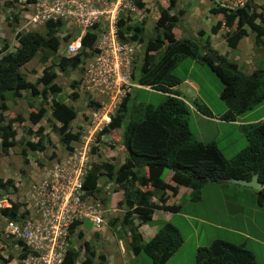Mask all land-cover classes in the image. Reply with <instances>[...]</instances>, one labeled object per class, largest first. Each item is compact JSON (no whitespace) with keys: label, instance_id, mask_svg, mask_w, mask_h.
<instances>
[{"label":"trees","instance_id":"obj_1","mask_svg":"<svg viewBox=\"0 0 264 264\" xmlns=\"http://www.w3.org/2000/svg\"><path fill=\"white\" fill-rule=\"evenodd\" d=\"M141 6L140 1L136 2ZM176 0H168L167 6L157 5L158 16L155 20V29H160L154 38L144 40L141 37L142 23L127 24L121 18L116 21L117 37L121 41H144L143 58L136 81L140 85L148 86L151 90L163 93V99L152 105L136 101L135 96L128 93L120 102L110 122L100 130L103 135L110 130L120 129V141L125 150L122 163L114 170L106 162L91 163L83 188L89 192H97L100 171H105L107 181L112 180L114 188H121L122 197L111 206L122 209L121 224L128 227L127 246L133 256L143 253L151 260L152 264H164L182 243L178 229L170 222L161 223L153 236L144 241L139 233L140 224L152 220L155 209L174 213L179 211V204H166V191L174 196L179 186L190 188L189 199L196 201L200 198V189L207 183L218 187L226 193L228 180H249L253 174L261 183L260 189L255 191V203L260 206L264 203V119L240 126V131L246 139L243 148L236 151L229 158H225L214 141L201 142L195 139L189 127L188 105L179 97L175 85L181 82L172 73L176 64L188 58L206 64L221 82L219 99L224 103L226 110L220 115L224 121L234 120L237 116L250 111L255 106L264 102V73L256 68L252 60L248 67H253L245 73L236 62L227 61L214 51L208 42L201 44L188 35L174 37L172 29L182 19L184 9L173 11ZM257 6L252 0H244L240 6L229 9L213 3L208 12L214 15L216 21L210 26V33L215 34L221 27L227 28L223 37L228 48H235L238 41L247 35V29L253 33L254 44H264V11H256ZM45 32L23 31L15 33L16 45L9 50L7 44L0 47V150L6 151L18 142L14 139L15 130L13 121L20 122L21 117L5 118L2 112L6 109V93L9 97L17 98L20 92L27 90L30 96H39L41 101L47 99L45 89L37 85H49L51 73L44 68L41 75L34 82L26 80L19 69L29 62L40 49L55 52L59 45L56 35L61 27L60 21L47 20L44 22ZM95 40L94 34L86 32L81 37V50L72 56L61 55L57 66L64 69L68 64L76 66L80 55L85 56L84 49L92 47ZM153 52H157L154 55ZM215 56L217 60H213ZM72 83L71 85H73ZM51 87L56 89L55 83ZM72 98L75 92L70 94ZM8 97V96H7ZM49 114L58 126L54 127L60 142L68 147L70 140H75L77 134L70 131V123L75 117L76 110L72 105L61 100L50 98ZM196 110L204 115H210L208 108L201 104L193 103ZM46 110L40 105L37 110L28 114L32 124L44 116ZM42 126L38 125L34 134L36 142L26 141L30 150H41L43 145L39 142ZM94 149V148H92ZM23 151V150H21ZM24 161H26L24 159ZM164 170L170 172L169 181L163 179ZM115 177V178H114ZM11 186L9 179L0 178V189L6 190ZM155 197V201L151 200ZM9 206H0V216L6 219H16L22 202L6 199ZM102 203H104L102 201ZM110 206V204H109ZM110 206V207H111ZM136 221L138 230L132 222ZM109 225L116 224V218L108 219ZM88 223H84L87 225ZM82 236L81 231L77 233ZM80 251L83 258L79 264H105L106 257L103 253L95 257L93 248L87 240L78 243L76 250L68 248L61 264H75ZM193 264H258L253 254L243 245L229 243L221 239H214L206 246L195 248ZM11 256L2 259L5 264Z\"/></svg>","mask_w":264,"mask_h":264},{"label":"rangeland","instance_id":"obj_2","mask_svg":"<svg viewBox=\"0 0 264 264\" xmlns=\"http://www.w3.org/2000/svg\"><path fill=\"white\" fill-rule=\"evenodd\" d=\"M44 0H0V47L7 44L9 50L13 49L16 45L15 33L23 31H36L40 34H44V23L39 22V16L42 10L41 3ZM51 1V0H48ZM142 5H135L136 10L125 11L126 17L125 23L137 24L142 23L141 37L144 40L154 38L156 33H160V29H155V20L157 18V5L166 7L168 0H140ZM233 4L237 1L243 0H176L173 11L177 9H184L183 17L179 23L171 30L174 37L179 35H188L190 38H194L201 44L208 42V45L216 51L220 56H223L227 61H236L238 66L243 65L245 62L252 60L256 68L262 69L264 73V44H254L253 34L244 36L240 43L233 49L228 48L224 43V36L227 34V28L221 26L215 34L210 33V26L216 21V17L208 12V8L213 3ZM260 5L257 6L256 11H264V0H255ZM233 6V5H230ZM197 8V9H196ZM228 8V7H225ZM234 8V6L232 7ZM230 9V8H229ZM195 23H192V22ZM73 27L63 28V26L57 29L56 35L59 38V45L55 52L48 49H40L36 55L22 67L19 71L22 76L30 81L34 82L44 70L48 67V71L51 73V82L57 86L54 90L49 85L43 86L37 85L39 89H45L47 92V99L43 102L39 96H30L27 90L20 92V96L17 98L9 97L10 93H6L5 107L2 112L5 118H15L20 116L21 121H13L12 126L15 130L14 139L18 142L13 147L6 151L0 150V178L9 179L11 186H7L6 190L0 189V206H4L6 199H13L16 202H20L21 193L24 190L25 195L27 190L25 187L36 177L43 168H46L50 162L70 151L77 146L84 144L83 140H80L79 135L84 134L91 135V162L111 164L114 170L122 163L125 150L120 141V129L110 130L105 134H99L92 131V128L86 126L87 116L92 108L96 107V101L90 97V93L87 87L84 85V77L82 71V59L80 56L78 64L76 66L67 65L64 69H60L57 66L59 56H63L65 44L73 39V32L76 30ZM70 32V33H69ZM264 42V35L261 37ZM141 46L136 49V57L134 59L132 77L136 81L139 76V68L143 58V42L138 41ZM81 50V48H80ZM79 50V52H80ZM78 52V53H79ZM157 55V52H153ZM66 56V55H65ZM72 56V55H67ZM172 73L182 78L186 76V80L175 85V89L180 95L187 100L191 105L195 102L206 106L212 113L213 118L216 113H219L220 109L225 107L224 103L219 99V91L221 89V82L218 77L210 70V68L203 63L193 61L188 58L180 60L176 66L172 69ZM184 76V77H185ZM74 83L73 85H71ZM149 88V87H147ZM150 89V88H149ZM75 92L76 96L72 98L70 94ZM130 97L135 96L136 101H142L157 105L163 99V93L159 91H151L145 89H132L129 93ZM8 96V97H7ZM50 98L61 100L68 105H72L76 110L75 119L70 123V131L77 134L75 140H70L68 147L63 146L54 131V127L58 124L49 114ZM203 103V104H202ZM42 105L46 112L44 116L36 124H32L28 119L30 112L34 113L37 108ZM253 109V108H252ZM263 107H259L257 112H261ZM190 115L193 118L197 115L195 111L190 108ZM250 115L245 117L249 118ZM194 125L191 120L189 121V127L192 131V135H195V129L202 134L205 139H211L215 141L217 148L225 158H229L233 153L243 148L246 144V139L242 135L241 131L234 125H222L216 121L211 123L205 119H199L194 121ZM42 126V132L39 142L43 145L41 150H30L26 145V141L36 142L37 136L34 134L37 126ZM54 126V127H53ZM195 127V128H194ZM86 129V131H85ZM202 137H200L202 139ZM94 148V149H92ZM23 150V151H21ZM24 159L26 161H24ZM169 171L164 170L162 176H165ZM169 176H167L168 178ZM115 178V177H114ZM166 178V179H167ZM169 181V178H168ZM227 188L235 189L226 193H222L220 189L213 184L207 183L200 189L201 201H192L189 199V194L186 192V187L180 188L173 196L172 202L179 204V211L170 215L169 212L155 209L152 215V220L146 224H140L139 233L146 230V226L153 222H159L158 226L163 222H171L179 229L180 234L184 239V243L179 249V252L174 255L167 264H193L194 257L191 244H194L195 239L199 245H206L214 238L224 237L229 241L245 240V246L251 249L255 253L256 261L259 264H264V203L263 209L260 207L255 211L252 209L254 204L255 194L249 196L246 193H242V190H249L247 187L239 186L237 184L226 183ZM98 192L99 200L104 202V206L108 211L104 212L102 224L86 225V229L82 233L81 237H78L77 230L74 231L73 236V249L78 248V243L82 240H87L89 245L95 252V257L100 253L109 255L110 264H152L151 260L143 253L133 257L127 246L128 241V227L121 224L122 209L118 206L114 207V211L111 209L113 206H109V198H113L115 191H118V187L114 188L112 180L107 181L105 177V171H100L98 179ZM245 194L240 199V195ZM214 195H219L217 198ZM113 196V197H110ZM235 196L236 202L228 200V198ZM121 197V196H120ZM151 200H155L152 197ZM172 204V203H171ZM227 206V208L225 207ZM257 206V205H256ZM166 212V213H164ZM116 218L115 225H109L108 219ZM156 219V220H153ZM204 219L205 221H199ZM219 218V219H218ZM213 224L212 226L206 223ZM4 221L0 219V230ZM137 222H132L133 227L137 231ZM216 223L222 226L230 227V231H222L215 227ZM193 228L192 229L190 228ZM254 227L258 228L255 234ZM239 230V232L247 237H241L235 235L232 230ZM253 237V238H252ZM257 241H255V240ZM4 243V239L0 235V244ZM126 253L128 255L126 256ZM124 254V256L122 255ZM123 257V258H122ZM83 258V252L80 251L75 264H79ZM122 258V259H121ZM108 260V256L106 257ZM14 260V258L12 259ZM121 260V262H120ZM123 260V261H122ZM15 262V260L13 261ZM96 259H93V264ZM108 262V261H107ZM105 263V264H109ZM0 264H3L0 262ZM14 264V263H13Z\"/></svg>","mask_w":264,"mask_h":264},{"label":"built area","instance_id":"obj_3","mask_svg":"<svg viewBox=\"0 0 264 264\" xmlns=\"http://www.w3.org/2000/svg\"><path fill=\"white\" fill-rule=\"evenodd\" d=\"M140 0H44L39 22L60 21L63 28L73 27L74 38L64 48L74 55L81 48V37L94 34L92 47L84 49V85L96 107L88 114L87 124L99 133L114 115L121 100L142 85L132 77L136 42L117 37L116 21L126 20L125 11H135ZM141 2V1H140ZM142 3V2H141ZM136 5V6H135ZM73 29V30H74ZM70 33V32H69ZM86 131V129H85ZM82 145L53 159L41 177L27 186V194L16 219H5L0 230V262L8 255L15 264H61L68 248L73 249L75 229L102 224L105 209L95 193L83 188L91 167V135L80 134ZM72 145V144H71ZM4 206H9L6 201Z\"/></svg>","mask_w":264,"mask_h":264},{"label":"crops","instance_id":"obj_4","mask_svg":"<svg viewBox=\"0 0 264 264\" xmlns=\"http://www.w3.org/2000/svg\"><path fill=\"white\" fill-rule=\"evenodd\" d=\"M217 1V0H216ZM239 2H244V0L243 1H239ZM252 2L254 3V4H258V5H260V3H258L257 1H255V0H252ZM220 5H225L226 7L228 6V7H230V5H234V3L233 4H228V3H223L222 1H219L218 2ZM197 9V8H196ZM258 12V11H257ZM186 12H184V14H185ZM192 23H195L194 21L192 22ZM250 34V32L249 31H247V36ZM242 40V39H241ZM241 40H239V42H238V44L240 43V41ZM237 44V45H238ZM231 49V48H230ZM194 61V60H193ZM234 62H236V61H234ZM237 63V62H236ZM238 65V64H237ZM248 65V63L247 62H245L243 65H239V68H241V70H243L245 73H248L252 68L251 67H248L247 66ZM256 66V65H255ZM186 80V76L184 77V79L182 80V81H185ZM181 81V82H182ZM148 86H144V85H142L141 87H140V89H145V90H151V89H149V88H147ZM175 87V86H174ZM173 87V89L174 90H176L175 88ZM151 91H154V90H151ZM177 91V90H176ZM178 92V91H177ZM179 94V93H178ZM179 97L188 105V108H189V111H190V108H192L194 111H195V113L197 114V115H195L194 116V121L195 120H199V119H205L206 121H208V122H212V121H216L217 123H219V124H222V125H225V126H228V125H234V126H236L237 128H238V130L240 131V126L242 125V124H246V123H253V122H256V121H261V120H263L264 119V110L262 109V111L261 112H257L258 110H259V107H263V105H264V102H262V103H260L259 105H257V106H255L253 109H251L250 111H247L246 113H243V114H241V115H239V116H237L234 120H231V121H224V120H222V119H220L219 117H220V115L226 110V107H223L222 109H220V111H219V113H216L215 114V117L213 118V113L210 111V115H204V114H202V113H200L198 110H196L195 109V107L193 106V104L191 105L190 103H188L187 102V100L183 97V95H180L179 94ZM66 104V103H65ZM203 104V103H202ZM76 115V114H75ZM248 115H250V117L249 118H247V119H245V117H247ZM75 119V117L73 118V120ZM191 120V122H192V124L194 125L195 123H194V121H193V118H192V116L190 115V112H189V120H188V127H189V121ZM56 126H58V124H56ZM55 126V127H56ZM195 128V127H194ZM189 129H190V127H189ZM71 130V129H70ZM190 131H191V129H190ZM191 133H192V131H191ZM194 137H195V139H197L198 141H201V142H204V143H206V142H210V141H214V140H211V139H204L203 137H202V134H200V132L199 131H197V129H195V135H194ZM200 137H202V139L200 138ZM215 142V141H214ZM69 146L71 145V144H68ZM217 146V145H216ZM240 150V149H239ZM234 154V153H233ZM232 154V155H233ZM44 170H45V168H43V170H42V172H40L39 174H38V176H36L34 179H36V178H38V177H41L42 175H43V173H44ZM169 174H170V172L167 174V175H165V176H163V179H164V181H166V182H168V178H167V176H169ZM167 178V179H166ZM169 183H170V181H169ZM226 183H228V184H237V183H235V182H233V180H228V182H226ZM97 185H98V183H97ZM237 185H239V184H237ZM239 186H242V185H239ZM262 185H260V187H261ZM183 187H185V186H179L178 187V189H177V191L180 189V188H183ZM243 187H245V186H243ZM247 188H249L250 189V191H252V192H249V190H248V192H247V190H242L241 192L242 193H246V196H247V198L249 197V196H252V194H254L255 193V191L256 190H254V189H251L250 187H247ZM25 190H26V187H25ZM186 192H188V194H189V192H190V189L188 188V187H186ZM252 193V194H251ZM112 194H115L114 195V197L113 196H110V197H113V198H109L108 200H109V204L111 205V203L113 202V204H114V202H116L118 199H120L121 197H122V193H121V191L120 190H118V191H115V192H113ZM177 194V193H176ZM167 195H168V197H167V199H166V204H171V203H173V204H175L174 202H172L171 200H172V198H173V196L171 195L170 196V194L167 192ZM243 194H241L240 195V199L239 200H241V198L243 197V196H245V194L242 196ZM121 196V197H120ZM217 196H219V195H214V197L215 198H217ZM235 196H232V197H230V198H228V200L230 201V200H232V198H233V202H236V201H239V200H237V198H234ZM21 200H20V202H22V201H24L25 200V198H26V195H25V193H24V190H22V193H21ZM27 199V198H26ZM201 196H200V199L198 200V201H201ZM11 200H13V199H11ZM254 201H255V199H254ZM6 203V202H5ZM4 203V204H5ZM248 203H251V199H250V201H249V198H248ZM254 204H256L255 202H254ZM257 205V204H256ZM256 205H252V209H254L255 211H257V209H259L260 207L263 209V204L262 205H260V206H256ZM2 206V205H1ZM225 207L227 208V206L225 205ZM154 213V212H153ZM164 213H166V212H164ZM170 213V212H169ZM153 215V214H152ZM170 215H173V213H170ZM0 219L2 220V221H5V219L2 217V216H0ZM219 219V218H218ZM153 220H156V219H154L153 218ZM198 220L199 221H205L204 219H199L198 218ZM171 223V222H170ZM204 223H206V222H204ZM157 224H159V222L157 223V222H153L152 224H150V225H148V226H146V230L145 231H143V232H141V234H142V237H143V239H144V241H147V240H149L152 236H153V234L155 233V231H156V229H157V227H158V225ZM173 224V223H172ZM206 224H208V225H210V226H212L213 224H209V223H206ZM174 225V224H173ZM3 226V225H2ZM177 229H178V227L176 226V225H174ZM190 227V226H189ZM215 227L216 228H218L219 227V229L220 230H222L223 232L224 231H230V227H226V226H222V225H219L218 223H216V225H215ZM2 228V227H1ZM191 228V227H190ZM192 229V231H193V228H191ZM139 230H140V228H139ZM258 230V228H256V227H254V233L253 234H255L256 233V231ZM178 231H179V229H178ZM232 232L235 234V235H237L238 236V239L239 238H241V237H247L248 238V236L247 235H245V233L242 235L240 232H239V230H236V229H234V230H232ZM181 237H182V235H181ZM253 238V237H252ZM214 239H221V240H224V241H227V242H229V243H233V244H237V245H243L246 249H248L252 254H253V256H254V258H255V253L251 250V249H249L248 247H246L245 246V240H240V241H229L228 239H227V236H226V238H224V237H218V238H214ZM214 239H211L210 241H209V239H208V241H207V243H206V245H208L212 240H214ZM255 240V239H254ZM255 241H257V240H255ZM183 243H184V239H183V237H182V243L180 244V246L176 249V251H174V253L165 261V263L164 264H167V262L169 261V259H171L172 257H174V255H176L178 252H179V249H182L181 248V246L183 245ZM205 245V246H206ZM198 246H204V245H199L198 244V242H197V240L195 239V242H194V244H191L190 245V248L192 249V252H194V250H195V248L196 247H198ZM132 254V253H131ZM104 255H105V257H107L108 256V260L106 259V263H108L110 260H109V255H106L105 253H104ZM123 256H124V254H122ZM128 255V253H126V256ZM133 257H136V256H133ZM123 258V257H122ZM121 258V259H122ZM255 260H256V258H255ZM108 261V262H107ZM123 261V260H122ZM120 262H121V260H120ZM257 262V261H256ZM15 264V262H13V260H10L9 262H7V263H5V264ZM258 263V262H257ZM109 264H110V262H109ZM120 264H122V263H120ZM126 264V263H125ZM259 264V263H258Z\"/></svg>","mask_w":264,"mask_h":264},{"label":"water","instance_id":"obj_5","mask_svg":"<svg viewBox=\"0 0 264 264\" xmlns=\"http://www.w3.org/2000/svg\"><path fill=\"white\" fill-rule=\"evenodd\" d=\"M212 59L216 60V57L212 56ZM233 182L245 187H250L251 189L254 190H258L260 188V183L257 181L256 174L251 175L249 180H233Z\"/></svg>","mask_w":264,"mask_h":264},{"label":"clouds","instance_id":"obj_6","mask_svg":"<svg viewBox=\"0 0 264 264\" xmlns=\"http://www.w3.org/2000/svg\"><path fill=\"white\" fill-rule=\"evenodd\" d=\"M242 3H243V2H239V1H237L236 3H234L233 6H234V8H235L236 6H240ZM222 6H223V5H222ZM233 6H230V7L227 6V7L230 8V9H232ZM224 7H226V6L224 5ZM258 12H259V11H258ZM157 16H158V15H157ZM119 19H120V18H119ZM123 21H124V20H123ZM124 22H125V21H124ZM116 26H117V24H116ZM117 28H118V27H117ZM247 31H249V30L247 29ZM249 32H250V31H249ZM250 33H252V32H250ZM252 34H253V33H252ZM242 38H243V37H242ZM242 38H241V39H242ZM241 39H240V40H241ZM135 42H136V49H138V46H139V45L141 46V44H140L138 41H135ZM238 42H239V41H238ZM224 43H225V42H224ZM237 44H238V43H237ZM225 45H226V44H225ZM236 46H237V45H236ZM136 52H137V51H136ZM136 52H135V57H136ZM64 55H66V54H64ZM66 56H67V55H66ZM216 60H217V58H216ZM216 60H215V61H216ZM134 81H135V80H134ZM135 82L137 83V81H135ZM137 84H138V83H137ZM139 85H140V84H139ZM170 184H171V183H170ZM260 185H261V183H260ZM97 187H98V186H97ZM177 189H178V188H177ZM189 189H190V188H189ZM259 189H260V188H259ZM118 190L121 191V188L118 189ZM167 192L169 193V191H166V195H167ZM93 193H95L96 195L99 194L98 191H97V192H93ZM169 194H170V193H169ZM175 194H176V193H175ZM97 196H98V195H97ZM154 201H155V200H154ZM100 202L102 203V198H101ZM102 206H103L104 209H106L105 206H104V203H102ZM114 207H115V206H113V208L111 209L112 211H114ZM115 208H116V207H115ZM108 210H109V209H106V211H108ZM104 212H105V211H104ZM174 213H176V212H174ZM87 225H88V224H87ZM140 234H141V233H140ZM141 237H142V234H141ZM142 238H143V237H142ZM143 240H144V239H143ZM10 256H11V255H10ZM12 259H13V257L11 256V260H12ZM14 260H15V259H14ZM14 260H13V261H14ZM1 262H2V261H1Z\"/></svg>","mask_w":264,"mask_h":264}]
</instances>
